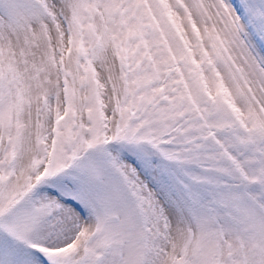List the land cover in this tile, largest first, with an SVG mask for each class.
<instances>
[{
  "label": "snow or ice",
  "instance_id": "obj_1",
  "mask_svg": "<svg viewBox=\"0 0 264 264\" xmlns=\"http://www.w3.org/2000/svg\"><path fill=\"white\" fill-rule=\"evenodd\" d=\"M0 264H264V0H0Z\"/></svg>",
  "mask_w": 264,
  "mask_h": 264
}]
</instances>
